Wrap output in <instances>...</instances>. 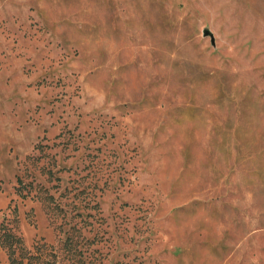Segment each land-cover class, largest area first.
Here are the masks:
<instances>
[{"label":"rangeland","instance_id":"obj_1","mask_svg":"<svg viewBox=\"0 0 264 264\" xmlns=\"http://www.w3.org/2000/svg\"><path fill=\"white\" fill-rule=\"evenodd\" d=\"M0 264H264V0H0Z\"/></svg>","mask_w":264,"mask_h":264},{"label":"water","instance_id":"obj_2","mask_svg":"<svg viewBox=\"0 0 264 264\" xmlns=\"http://www.w3.org/2000/svg\"><path fill=\"white\" fill-rule=\"evenodd\" d=\"M205 34H208V31H206Z\"/></svg>","mask_w":264,"mask_h":264}]
</instances>
